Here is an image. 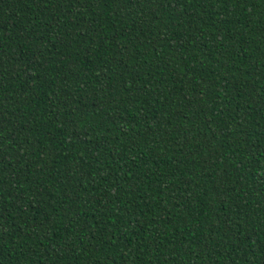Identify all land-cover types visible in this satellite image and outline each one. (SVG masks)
Masks as SVG:
<instances>
[{"label": "trees", "instance_id": "16d2710c", "mask_svg": "<svg viewBox=\"0 0 264 264\" xmlns=\"http://www.w3.org/2000/svg\"><path fill=\"white\" fill-rule=\"evenodd\" d=\"M0 264H264V0H0Z\"/></svg>", "mask_w": 264, "mask_h": 264}]
</instances>
